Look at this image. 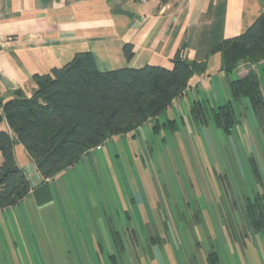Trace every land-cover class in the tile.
Here are the masks:
<instances>
[{
    "label": "rangeland",
    "instance_id": "374dc122",
    "mask_svg": "<svg viewBox=\"0 0 264 264\" xmlns=\"http://www.w3.org/2000/svg\"><path fill=\"white\" fill-rule=\"evenodd\" d=\"M175 111L69 168L55 185L59 217L47 210L46 222L37 218L33 230L27 222L18 237L0 231V264H264V232L243 219L246 198L264 191L249 160L264 177V123L251 133L255 153L236 140L243 174L238 160L212 162L213 148L226 154L227 135L210 126V145Z\"/></svg>",
    "mask_w": 264,
    "mask_h": 264
},
{
    "label": "crops",
    "instance_id": "0c3cea01",
    "mask_svg": "<svg viewBox=\"0 0 264 264\" xmlns=\"http://www.w3.org/2000/svg\"><path fill=\"white\" fill-rule=\"evenodd\" d=\"M0 12L5 14L0 18V102L3 104L13 100L19 90L31 96L37 89L35 75L64 66L81 51L91 52L100 72L141 69L147 65L171 69L172 59L179 50L189 61H208L207 72L195 75L191 86L167 110L173 108L178 118L186 117L189 123L200 126L197 131L202 132L209 144V127L217 129L211 130L214 136H219L222 130L213 122L194 123L191 109L195 102H205L213 109L228 104L232 101L231 81L250 72L259 77L264 95V61L255 66L243 64L226 74L220 54L211 53L216 45L241 35L264 14V0H170L166 4L159 0H0ZM127 45L133 46L130 60L124 53ZM244 100L248 102L233 103L237 124L229 133L222 131L231 143L223 145L226 154L223 157L221 149L213 148L211 156L215 166L226 167L228 162L233 167L238 160L241 172L246 174L236 140L244 143L246 149L247 143L251 144L255 153L251 133L256 134L261 126L251 102ZM237 125L243 130L239 128L235 136ZM0 131L12 133L5 118ZM15 156L31 183V191L18 206L0 211V231L5 233L12 228L18 237L23 235L27 222L32 230L37 218L46 222L47 210H55L59 217L60 192L55 185L68 169L53 180H45L18 141ZM249 160L251 170H256L252 173L262 182L264 177L256 158ZM2 163L0 151V167Z\"/></svg>",
    "mask_w": 264,
    "mask_h": 264
},
{
    "label": "trees",
    "instance_id": "16d2710c",
    "mask_svg": "<svg viewBox=\"0 0 264 264\" xmlns=\"http://www.w3.org/2000/svg\"><path fill=\"white\" fill-rule=\"evenodd\" d=\"M159 1L166 4L170 0ZM124 53L130 60L133 46H125ZM211 53L220 54L226 74L243 64L263 62L264 14L241 35L216 45ZM172 65L171 69L147 65L100 72L91 52L81 51L64 66L35 75L37 89L31 96L19 90L13 100L0 102V123L5 118L12 132L0 131V211L18 206L31 191L26 173L17 164L16 141L41 176L53 180L113 136L135 133L149 121L156 130L160 127L158 117L184 94L195 75L208 69V61H189L180 50ZM230 92L232 101L215 109L195 102L191 109L194 123L213 122L229 133L238 122L233 103L243 99L251 102L259 124L264 123V95L254 72L231 81ZM252 170L255 174V168ZM243 219L250 229L264 232V192L246 199Z\"/></svg>",
    "mask_w": 264,
    "mask_h": 264
},
{
    "label": "built area",
    "instance_id": "2783aa9c",
    "mask_svg": "<svg viewBox=\"0 0 264 264\" xmlns=\"http://www.w3.org/2000/svg\"><path fill=\"white\" fill-rule=\"evenodd\" d=\"M4 16H5V14L2 13V12H0V18H2V17H4ZM0 91H1V89H0Z\"/></svg>",
    "mask_w": 264,
    "mask_h": 264
}]
</instances>
